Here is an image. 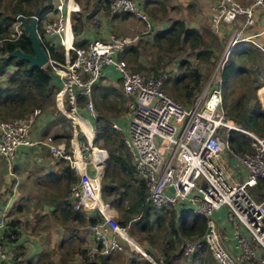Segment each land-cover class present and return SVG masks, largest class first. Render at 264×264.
<instances>
[{
    "label": "built area",
    "instance_id": "1",
    "mask_svg": "<svg viewBox=\"0 0 264 264\" xmlns=\"http://www.w3.org/2000/svg\"><path fill=\"white\" fill-rule=\"evenodd\" d=\"M106 1L110 14L132 13L144 21V30L126 36L108 33L105 38L95 37L84 45H75L69 25L70 14L77 9L73 0H51L52 16L40 20L39 33L35 29L40 45L47 44L41 46L47 57L44 65L49 66L59 82L53 103L56 111L70 122L68 148L63 140L57 143L49 136H31L33 122L40 113L39 108H34L22 117L0 121V157L10 162L18 146L45 144L50 156L63 159L76 175L68 186L72 208L93 218L84 225L91 243L86 248L88 258L121 250L123 242L131 246L126 227L113 221V209L101 199L100 177L106 153L93 146L98 125L92 87L103 76L104 68L110 67L116 72V84L125 100L121 118H109L110 125L121 132L135 175L144 182L145 202L154 212L183 205L191 214L204 218V230L199 236L183 239L180 255L190 258L204 247L214 264H264V189H256L257 179L264 180V136L239 128L224 115L218 82L196 95L190 105H184L161 89L157 77L131 70L121 53L149 31L150 23L135 7L134 0ZM208 2L214 29L231 26L237 19L241 21L239 26L230 28L221 67L239 38L256 36H242L241 32L253 24V10L264 8V0H251L247 5L237 0ZM18 15H14L12 28L0 38V44L24 31ZM260 32L263 38L252 40V44L261 53L264 71V30ZM50 48L59 51L61 59L50 56ZM262 87L259 86V103L264 108ZM221 128L224 136L218 133ZM231 128L241 130L249 138L248 150L239 152L229 144L226 131ZM81 136L83 141H79ZM226 157L236 163L235 169ZM219 208L225 210L230 236L218 228L213 218V212ZM6 221L1 213L0 264L10 258L2 242ZM229 237L233 251L227 245ZM136 251L150 264L161 263L159 257L155 260L147 252ZM20 259L15 257L10 264H25Z\"/></svg>",
    "mask_w": 264,
    "mask_h": 264
},
{
    "label": "trees",
    "instance_id": "2",
    "mask_svg": "<svg viewBox=\"0 0 264 264\" xmlns=\"http://www.w3.org/2000/svg\"><path fill=\"white\" fill-rule=\"evenodd\" d=\"M50 8L51 0H0V38L7 35L11 30L14 15L22 14L29 19L35 9H38V21L35 29L39 33V30H41L40 20ZM211 35V41L207 43L204 41V35L201 31L186 27L181 19H169L166 27L154 30L150 33V39L141 41L146 45L149 44L155 47L156 53L152 57H144L139 41V43L127 45L121 57H126V60L132 63H138L135 67L136 70L141 69L142 64H147L145 70L152 75H157V69L160 67L164 69L166 61H170L176 68L177 73L168 72L161 79V89L165 88L174 98L180 101L186 103L190 101L191 103L197 95L196 92L200 89L201 74L197 70V66L200 63L212 64L213 60L211 59H214L217 55V37ZM237 43L231 47L228 56L219 68L221 107L224 115L239 128L251 130L259 136H264V108L260 105L256 96V89L264 84V79L259 78L256 70H251L250 65L247 64L248 59L256 54L259 55V60H261V53L250 43ZM44 45L47 47L46 43ZM44 45L41 42L43 48ZM15 48H19L24 52L31 51L30 42L25 35V31L18 37L12 40H4L0 44V74L6 65L12 64L14 66L6 77L4 85L0 87V121L6 120L5 118L8 117H22L31 112L32 109H40L44 105L52 106L53 96L57 90L56 77L52 74L48 65L28 68L25 60L7 57V54ZM178 55H182V57L178 58ZM50 56L61 59L62 54L55 48H50ZM140 58H143V60L140 61ZM233 80H237L238 88H242V90L227 100L224 90ZM113 88V86L95 83L91 92L96 109L105 112V114H98V126L93 138V144L98 147H105L108 153L104 161L103 175L107 178L100 185L101 198L122 217L117 222L120 226H124L127 221L133 218L134 214L136 215L134 219H138L137 225L141 229L151 227L152 224L161 226L163 223L162 214L155 213L145 202L146 188L143 180L130 178L134 168L131 164L129 152L125 148L126 145L124 146L121 133L113 129L109 123V118L115 113V106L113 103L109 104V106H112L111 112L104 104L103 98L107 89L112 94L116 93L114 98L120 97L119 93ZM100 105H102L101 108ZM55 118L60 128L58 137L61 138H49L51 141L62 139L65 147L68 148L69 124L66 123V118L61 120L62 123H60V117L55 116ZM226 134L227 140L233 149L239 152L248 150L249 138L241 130L231 128L226 131ZM60 172L65 175L66 187L76 180V175L69 169L67 164L61 165ZM119 172H124V178H119V175H117ZM256 189H264V180L257 179ZM110 193H112V196H110ZM125 198H128L129 203L125 208H120L122 211L120 212L118 206H121ZM161 209H164L169 216L165 223L169 228V232L173 235L178 234L181 238L188 239L199 236L204 230V218L201 215L191 214L185 209L178 210L179 208L164 207ZM59 214L63 220L73 218L79 223L93 221V218L84 217L80 211L74 210L69 200L62 203ZM15 226V220L6 221L2 234L3 239L13 240ZM164 249L167 248L164 247ZM164 252L167 255V251L164 250ZM100 255L103 254L97 255V257ZM95 259L96 256L92 260L88 258L86 249L81 248L79 250L78 264H96ZM44 264H51V262L48 261ZM164 264H168L167 259H164Z\"/></svg>",
    "mask_w": 264,
    "mask_h": 264
},
{
    "label": "crops",
    "instance_id": "3",
    "mask_svg": "<svg viewBox=\"0 0 264 264\" xmlns=\"http://www.w3.org/2000/svg\"><path fill=\"white\" fill-rule=\"evenodd\" d=\"M73 1L77 9L71 12L69 25L75 45H84L95 37L105 38L108 33L126 36L145 28L144 21L132 13L110 14L106 0H92L94 4L90 10L85 9L89 0ZM237 1L243 5L251 2V0ZM134 5L150 23L149 31L140 36V41L150 39V33L154 30L166 27L169 19H181L186 27L195 28L201 32L207 30L215 35L219 45L224 46L230 36V28L239 26L241 23L237 19L231 26L220 25L219 29H214L209 19L208 0H134ZM51 16L52 12L48 9L42 18L48 19ZM253 17V24L245 28L241 35L255 33L256 36L252 39L239 38L238 43L245 42L253 45L252 40L260 41L263 38V32L260 31L264 30V8L255 7ZM141 60L143 58H140ZM13 67L12 64L6 65L0 74V87L4 85ZM99 80L103 85L113 87L118 82L116 72L110 67L104 68L103 76ZM55 84H59L57 78ZM259 92L258 87L256 96L260 101ZM30 134L33 138L44 136L61 138L58 137L60 128L54 112L45 110V113L38 115L33 122ZM53 141L59 143L62 139ZM226 161L229 166L232 165L230 166L232 169L237 167L229 157H226ZM63 164H66L63 159L59 161L50 156L45 144L18 146L10 162L0 157V215L3 213L7 221L13 219L16 223L13 240L2 241L10 257L5 264H10L15 257H20L25 264H44L48 262L47 253L50 254L51 250H56L60 255L59 253L67 243L79 242L80 245H86L85 249L91 245L89 233L84 227L86 222L79 223L73 218L66 220L60 218L61 205L69 200L65 175L60 172ZM81 213L84 217H89V214ZM212 215L218 228L230 236L224 208L215 210ZM129 239L133 244L138 245L130 237ZM232 243L233 240L229 237L227 245L231 251H233ZM140 247V252H143ZM144 249L151 254V248ZM136 250L123 242L121 250L96 256V264H150ZM178 259L183 260L181 264H204V259L198 262L195 254L190 258L179 256ZM49 262L55 264L52 261Z\"/></svg>",
    "mask_w": 264,
    "mask_h": 264
},
{
    "label": "rangeland",
    "instance_id": "4",
    "mask_svg": "<svg viewBox=\"0 0 264 264\" xmlns=\"http://www.w3.org/2000/svg\"><path fill=\"white\" fill-rule=\"evenodd\" d=\"M93 4H94V2L92 0H89V2L87 3L85 9L86 10H90V8L92 7ZM202 33L205 36L204 37V41L207 42V43L210 42L212 35L207 30H204ZM138 41L140 42V45L142 46V51H143L142 54L144 55L145 58L146 57L150 58L156 53L155 47H152L149 44L146 45V44L142 43L139 39L136 41V43H139ZM235 44H233V45H235ZM217 45L219 46V47L217 46V49H218V51L216 52L217 55H216V57L214 59H211V60H213V63L212 64L211 63L210 64H202V63H200L197 66V70L201 74L200 89H199L198 92H196L197 95L201 94L202 92H206L209 89V87L212 86L214 83H217V82L219 83V67H220L219 63H220V59H221V54L223 53V47L224 46H223V44L219 45L218 43H217ZM140 56H142V55H140ZM227 56H228V54L226 55V57ZM177 57L181 58L182 55H178ZM122 58L125 60L127 66L131 70L137 71V72L145 74V75H151V76L157 77L160 80V87H161V79L164 76H166V74L168 72L177 73L176 72V68L174 67L173 64H171L170 61H166V64H165V68L167 67L166 69L165 68L163 69L162 67H160L159 69H157V71H158L157 75H152L150 73H147L149 71L145 70V69H147V66H146L147 64L146 65L142 64L141 67H140L141 69L136 70L135 67H137L138 63H132L130 61H127L126 57H122ZM222 59H223V57H222ZM260 61L261 60H259V55L256 54V55H253V57L251 59H248L247 64L250 65L251 70H253V71L256 70V72H258L259 74H262L261 76L264 79V76H263L264 75V71L262 70ZM138 62H139V60H138ZM151 73H153V72H151ZM96 84H102V83L99 80L98 82H96ZM58 86H59V84L57 85V89H58ZM109 86H112V85H109ZM113 89L117 93H119L120 97L114 98L116 93L112 94L107 89V91L105 92V97L103 98L104 99V104L112 112V109H111L112 106L111 105L109 106V104L113 103L114 106H115L114 107L115 113L113 115H111V117L121 118V116H122V114L124 112V108H125L124 107L125 100H124V98L122 96V93H121L119 87H118V84H114V88ZM163 90L171 98H173L177 102H180L181 104L190 105L192 103V102L190 103V101H188L187 103L184 102V101H180L179 99L174 98L165 88ZM241 90H242V88H240V89L238 88L237 80L236 81L233 80V81L230 82L228 87H226V89L224 90V93L226 94V98L228 100L230 97H233V96L237 95ZM99 101H101V100H99ZM101 106L102 105H100V108H101ZM94 108H95V114H96L95 115L96 116L95 117V121L98 124V122H97L98 114L99 113L100 114H105V112L103 110H99L98 108L96 109L95 105H94ZM45 110H49V111L54 112V114H55V116L57 118L60 117V123H62L61 120L65 118L64 115H62L61 113H58V111H56L54 109L53 104H52V106L51 105L42 106L40 108L39 115L41 113H45ZM62 116H63V118H62ZM8 118H5V119L8 120ZM66 120L68 121L67 118H66ZM67 121H66V123L69 124V126H70V122L69 121L67 122ZM109 123H110V120H109ZM218 133H219L220 136H224L225 131L221 128V129L218 130ZM79 141H83L82 140V136L79 138ZM53 142H55V141H53ZM93 146H96V145L94 144ZM124 146H125V144H124ZM96 147H98V146H96ZM98 148H102L105 151L106 158H107L108 153H107L106 148L105 147L104 148L103 147H98ZM125 148H126V146H125ZM230 166L232 167V165H230ZM103 175H104V162H103L102 168H101L100 185L107 178V176L105 178V177H103ZM117 175H119V178L120 177L124 178V172H119ZM108 178H109V174H108ZM130 178L131 179L132 178H135V179L137 178L136 175H135L134 170H133L132 174H130ZM119 188H122V187H119ZM257 191H260V190L257 189ZM255 195H257V193ZM100 196H101V194H100ZM110 196H112V193H110ZM104 202H106V201H104ZM128 203H129L128 198H125L122 201L121 206L120 207L118 206V208H119L118 210L120 212H122L120 208H125V206ZM182 206L183 205H180L179 207H176V209H178V208H179L178 210L184 209ZM111 208L114 211L112 219H113L114 222L117 223L118 220H120L122 217L118 215V213L115 211V209L113 207H111ZM159 213L162 214V216H161L162 219H163L162 225L161 226H159V225L157 226L156 224H152L151 227H147V228H144V229H141V228L138 227V225H137L138 219H134V216H136L134 214L133 218L131 220L127 221L126 224L124 225L126 227L127 234L134 242L138 243V245L141 246V249L144 252H146L144 248H151L150 256L153 259H155V260L158 257L161 258V263L160 264H164V259H167L169 264H181V261H183V260H180L178 258H179V256H181L180 255L181 254L180 249H181V244H182L183 238H181L180 235H178V234L177 235H173L171 232H169V228H168L167 224L165 223V221L169 218V216L165 212V210L161 209L159 211ZM85 246L80 245L79 242H75V243L72 242L71 244L67 243L64 246L63 250L59 253L60 255H58L56 250L55 251L51 250L50 254L47 253V258H48L47 260L48 261H52L55 264H78V261H79V250H81V248L85 249ZM164 247L167 248V249H164ZM164 250L167 251V255L164 252ZM15 251H17L16 248H15ZM195 257H196L198 262L200 261V259H204V264H213L208 251L204 247H202L198 251V253L195 254ZM61 260L63 261L62 263H61Z\"/></svg>",
    "mask_w": 264,
    "mask_h": 264
},
{
    "label": "water",
    "instance_id": "5",
    "mask_svg": "<svg viewBox=\"0 0 264 264\" xmlns=\"http://www.w3.org/2000/svg\"><path fill=\"white\" fill-rule=\"evenodd\" d=\"M37 15L38 9L34 10L32 16L29 19H27V17L22 14L18 15V19L22 24L25 35L30 42L31 51L24 52L19 48H15L7 54V57H14L17 60H25L27 62L28 68L33 66L41 67L42 65H44L47 59L35 31ZM168 189L172 191L171 187H168Z\"/></svg>",
    "mask_w": 264,
    "mask_h": 264
},
{
    "label": "bare ground",
    "instance_id": "6",
    "mask_svg": "<svg viewBox=\"0 0 264 264\" xmlns=\"http://www.w3.org/2000/svg\"><path fill=\"white\" fill-rule=\"evenodd\" d=\"M262 88H264V87H262ZM127 238H128V240H129V242H130V244H131V247L139 250V247H140V246H139V245H135V244H133V242L130 241L129 236H127ZM140 249H141V247H140ZM141 250H142V249H141ZM139 251H140V250H139ZM143 253H144V252H143Z\"/></svg>",
    "mask_w": 264,
    "mask_h": 264
},
{
    "label": "clouds",
    "instance_id": "7",
    "mask_svg": "<svg viewBox=\"0 0 264 264\" xmlns=\"http://www.w3.org/2000/svg\"><path fill=\"white\" fill-rule=\"evenodd\" d=\"M43 66V65H42Z\"/></svg>",
    "mask_w": 264,
    "mask_h": 264
}]
</instances>
